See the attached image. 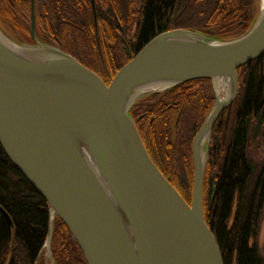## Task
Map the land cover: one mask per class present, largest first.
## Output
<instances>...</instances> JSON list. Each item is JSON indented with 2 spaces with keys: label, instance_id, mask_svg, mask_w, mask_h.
<instances>
[{
  "label": "water",
  "instance_id": "water-1",
  "mask_svg": "<svg viewBox=\"0 0 264 264\" xmlns=\"http://www.w3.org/2000/svg\"><path fill=\"white\" fill-rule=\"evenodd\" d=\"M256 1L241 36L167 30L110 83L36 35L34 0L31 43L0 28V145L47 203L50 255L58 218L88 264H224L205 219L204 179L213 127L239 94L238 69L264 56V0ZM203 79L215 102L192 141L188 203L151 158L132 112L153 93Z\"/></svg>",
  "mask_w": 264,
  "mask_h": 264
},
{
  "label": "trees",
  "instance_id": "trees-1",
  "mask_svg": "<svg viewBox=\"0 0 264 264\" xmlns=\"http://www.w3.org/2000/svg\"><path fill=\"white\" fill-rule=\"evenodd\" d=\"M48 1V6L52 8L57 0ZM73 1H68L69 4L66 2L63 8L71 7L75 19V15H79V7L76 5L74 9ZM99 1V22L116 32L115 38H105V58L97 55L98 62L106 67L107 75L111 74L109 83L120 68L162 32L189 28L221 39H232L247 32L255 18L252 13L254 0H125V4L129 5L128 12L137 16L138 48L124 57L122 46L125 45L122 41L125 39L128 43L129 37L125 34L120 37L112 7H103L118 4L120 0ZM123 14H127L126 9ZM109 41L116 44L120 57L112 54L115 47ZM60 46L75 55L69 47ZM114 57L121 60H113ZM81 58L84 65L102 75L85 58ZM238 74V97L222 113L212 131L207 165L212 176L210 178L207 172L204 181L205 189L209 187L204 213L221 248L224 264H264V256L258 248L264 211V56L242 66ZM206 82L210 83V80H195L169 90L164 100L152 105L150 113L142 119H138L139 112L133 114L137 123L149 128L147 140L158 150V157L164 155L166 160L162 163L167 168L176 165L175 158L170 161L175 147H179L186 159L189 157L186 160L188 165L191 162L192 140L214 101L213 95H200L193 87ZM157 95L154 93L146 98ZM171 108L175 109L173 114H165ZM189 110L200 112L197 123L190 131L185 129L184 124ZM254 155H257L259 162L255 161ZM155 160L161 164L158 158ZM189 169L190 181L188 186L182 185L184 190L179 188V183L171 182L188 203L193 191L192 167ZM48 225L46 201L15 169L0 145V264H45L41 262L40 255L47 239ZM54 236L52 250L56 264H88L72 235L58 218Z\"/></svg>",
  "mask_w": 264,
  "mask_h": 264
},
{
  "label": "rangeland",
  "instance_id": "rangeland-1",
  "mask_svg": "<svg viewBox=\"0 0 264 264\" xmlns=\"http://www.w3.org/2000/svg\"><path fill=\"white\" fill-rule=\"evenodd\" d=\"M9 1H13L15 3H18L20 0H9ZM94 2H95L96 13H97V7L98 6L101 7L100 1L99 0L95 1L94 0ZM102 2H103V0H102ZM257 4H258V2L256 0H254V2L252 3V13L255 16L257 15V12H258V5ZM109 6L112 7L113 12L115 13L114 16H113V19L115 20V23L117 25V32L120 33V37H123V35L125 34V35H127L129 37L128 38V44L129 45H130V43L134 44L135 41H136V32H137V23H138L137 16H135V15L132 16L133 13H129L128 12L129 5L125 4V0H120L118 2V4L107 5V6L105 5L103 7L106 9ZM125 9L127 11L126 15L123 14ZM75 21H78V22H75ZM99 21L100 20H99V17L97 16V14H96V19H95L94 10L93 11L90 10L87 13V17L84 15L81 18L79 17V19H78L77 15H76V18L74 19V22H73L76 25V28L75 29H71V31L70 30L67 31V33L62 37V40H65L67 43H69V48L75 52V55H78L80 57L85 58L86 61L91 66H93L98 71H100L103 76H106V74H107L106 73V71H107L106 67H103V63L102 62H98L97 55L101 54V57L105 58L104 55H103L104 51L107 49V46L104 43L105 38H110V37L115 38L116 37L115 36L116 32L112 31V30H109L108 28L104 27V25L103 24L101 25V23ZM86 24L88 25V27L91 26V32L86 31V29L88 28V27H85ZM118 25L120 26V28H118ZM6 28H8V27L6 26ZM88 30H89V28H88ZM6 33L8 34V32H6ZM8 35H10V34H8ZM12 37L21 39L19 37H14V36H12ZM90 38H91V41L89 40ZM129 40H130V42H129ZM88 41H89V43H88ZM108 43L110 45H114V47H115V49L112 51L113 52L112 54L114 56L117 55L118 57H120L119 56L120 51H119V49H117L116 44L113 43L112 41H109ZM122 47H123V51H124V55L123 54L122 55L124 57H126L128 55V51H127L125 46H122ZM113 60H117L118 61V60H121V59H118V58L114 57ZM193 88H194L195 92L201 93L200 95H203V94L206 93L207 96H210V95L214 96V90H213L214 86H213L211 81H210V83L206 82V83L195 84ZM164 92H166V91L156 92V93L159 94V93H164ZM214 102H215V97H214V101H213L212 107L214 105ZM199 116H200V112L199 111L189 110L188 114L184 118V120H185L184 121L185 129L190 131L191 127H193L194 124L197 123V120H198ZM210 147H211V141H210V146H209V154H210ZM173 154H174V156L173 157L170 156L171 157L170 159H174L175 158V162H176L175 163L176 164L175 165V169H176V171L178 173H180L181 170L184 169L183 171L186 172L185 173L186 175L182 176L181 181H179V180L176 181V183H179L178 184L179 188L181 190H184L182 185L183 186H188L189 185V181H190V169H189V167H192V184H193L192 143H191V150H190V160H191V162H190V164L188 166L184 167L183 165H184V162H185V164H187L186 160L189 159V157L186 159V156H184L182 154V152L179 151V147H175V150L172 152V155ZM253 158L255 159V161L259 162L258 158H257V155L256 156L254 155ZM158 159H159V161L161 163L163 162V160H166L164 155H163V157L162 156L158 157ZM208 160H209V155H208ZM162 164H164V163H162ZM207 165H208V161H207ZM207 172L209 173V177L211 178L212 172L210 170L208 171V168L206 166L205 177L207 176ZM204 181H205V179H204ZM208 192H209V187H208ZM208 192H207V194H209ZM205 194H206V192H205ZM54 232H55V225H54ZM64 234H66V232ZM54 237L55 236L53 234V239H52V243H51V255H50V253H48L47 248L45 247V245H44L42 254L40 255L41 262H44L45 264H51V258H52L54 264H56L55 257H54V252L52 250ZM258 248H259V251H260L261 255L264 256V211H263V217H262V222H261V227H260V233H259V237H258Z\"/></svg>",
  "mask_w": 264,
  "mask_h": 264
},
{
  "label": "flooded vegetation",
  "instance_id": "flooded-vegetation-1",
  "mask_svg": "<svg viewBox=\"0 0 264 264\" xmlns=\"http://www.w3.org/2000/svg\"><path fill=\"white\" fill-rule=\"evenodd\" d=\"M68 1L70 0H57L54 6L51 8L50 6H48V2H49L48 0H34L35 12H36V35L40 39L44 41H51L59 45L63 44L64 46L69 47L68 43L65 40H62V37L67 33V31L69 30L71 31V29H75L76 25L71 21V20H74L72 17L73 9L71 7L63 8L66 2ZM73 2L74 3L72 4L74 5L73 7L74 9L77 8L76 5L79 7L78 8L79 15H77L78 19L79 17L81 18L84 15L87 17V13L90 10L93 11L92 0H74ZM0 3H1L0 4V28L4 32H8L10 36L12 35L14 37H19L23 39L24 41L31 43L32 42V39H31L32 38V31H31L32 0H20L18 3H15L9 0H0ZM6 26L8 28H6ZM85 27H88V25L86 24ZM88 28L86 29V31L91 32V26ZM118 28H120L119 25H118ZM123 42H124L125 47L126 46L129 47L131 54L135 52L138 48L137 41L132 46H130L125 40ZM73 56L76 57L78 60H80L81 58L79 56H75V55ZM97 74L106 83H109V76H111V74L109 75L106 74V76H103L99 73ZM168 91L164 93H159L154 98L144 99L133 109L132 114H134L135 112L136 113L139 112L140 115L138 119H142L148 113H150L152 105L158 104V102L160 103L162 100H164V98L167 96ZM174 111L175 109L171 108L168 112L166 111L165 114L172 115ZM178 116L181 117L180 114ZM136 125H137L138 131L140 133V136L143 140V143L148 153L150 154L154 162H156V165L162 171V173L167 178H169L172 183L178 180L181 181L182 176L186 175L185 174L186 172L183 171L184 169L181 170L180 173H178L175 169V166L174 167L172 166V168H167L168 166L166 167V165L162 163L159 164L155 160L158 158V154H159L158 150L153 148L151 144L149 143V141L147 140V133L149 132V128L146 125H142L141 123H137V122H136ZM211 138H212V135H211ZM171 160L172 159H170V161ZM183 166L184 167L186 166L185 162ZM207 192H208V189L207 190L205 189V184H204V195H203L204 210H205L206 203H207V197H208Z\"/></svg>",
  "mask_w": 264,
  "mask_h": 264
}]
</instances>
